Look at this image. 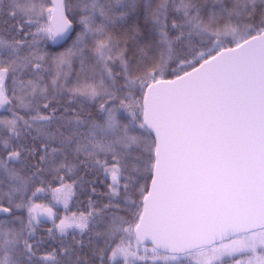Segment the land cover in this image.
<instances>
[{"label":"snow or ice","instance_id":"1","mask_svg":"<svg viewBox=\"0 0 264 264\" xmlns=\"http://www.w3.org/2000/svg\"><path fill=\"white\" fill-rule=\"evenodd\" d=\"M0 264H264V0H0Z\"/></svg>","mask_w":264,"mask_h":264}]
</instances>
